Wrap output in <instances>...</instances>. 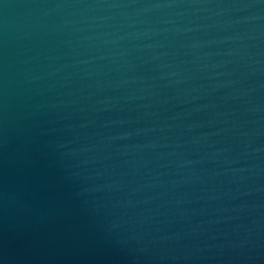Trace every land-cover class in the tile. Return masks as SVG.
Segmentation results:
<instances>
[{
    "label": "water",
    "instance_id": "95a60500",
    "mask_svg": "<svg viewBox=\"0 0 264 264\" xmlns=\"http://www.w3.org/2000/svg\"><path fill=\"white\" fill-rule=\"evenodd\" d=\"M0 264H264V0H0Z\"/></svg>",
    "mask_w": 264,
    "mask_h": 264
}]
</instances>
